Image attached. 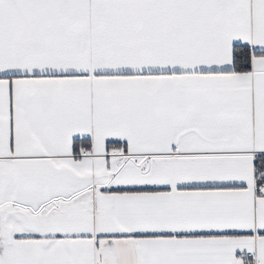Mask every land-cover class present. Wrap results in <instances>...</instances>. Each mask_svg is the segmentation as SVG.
<instances>
[{
    "label": "snow or ice",
    "instance_id": "1",
    "mask_svg": "<svg viewBox=\"0 0 264 264\" xmlns=\"http://www.w3.org/2000/svg\"><path fill=\"white\" fill-rule=\"evenodd\" d=\"M0 264H264V0H0Z\"/></svg>",
    "mask_w": 264,
    "mask_h": 264
}]
</instances>
